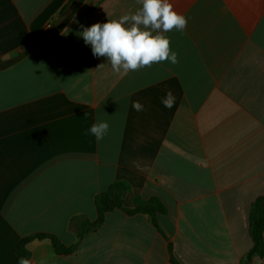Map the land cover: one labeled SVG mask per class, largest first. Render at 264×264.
I'll return each mask as SVG.
<instances>
[{"label": "crops", "instance_id": "crops-1", "mask_svg": "<svg viewBox=\"0 0 264 264\" xmlns=\"http://www.w3.org/2000/svg\"><path fill=\"white\" fill-rule=\"evenodd\" d=\"M69 2L0 0V264H17V245L36 235L73 249L34 239L31 264H264L248 259L264 197V0H169L187 19L163 33L178 63L127 75L81 33L135 13L137 0H83L34 48ZM98 121L110 125L99 141L89 133ZM117 182L129 187L126 211L79 239ZM137 200L166 211L155 222L128 213Z\"/></svg>", "mask_w": 264, "mask_h": 264}, {"label": "clouds", "instance_id": "clouds-1", "mask_svg": "<svg viewBox=\"0 0 264 264\" xmlns=\"http://www.w3.org/2000/svg\"><path fill=\"white\" fill-rule=\"evenodd\" d=\"M137 3L142 7L135 13L94 23L81 33L85 44L91 45L93 56L106 57L116 74L127 75L163 61L178 63V54L171 50V41L163 33L173 29L184 31L186 17L174 11L169 0H137ZM174 102L171 92L162 100L169 109ZM133 108L142 111L144 106L135 101ZM109 127L107 121H98L91 125L89 133L99 141L108 134ZM18 264H31V261L21 257Z\"/></svg>", "mask_w": 264, "mask_h": 264}, {"label": "trees", "instance_id": "trees-1", "mask_svg": "<svg viewBox=\"0 0 264 264\" xmlns=\"http://www.w3.org/2000/svg\"><path fill=\"white\" fill-rule=\"evenodd\" d=\"M83 0H70L69 4L63 10L62 15L70 13L67 22L63 27L57 28L54 24L50 26L47 30L42 32V34L38 37L37 42L34 48L40 47L54 39L57 35H59L64 27L67 25L73 14L76 12L80 4ZM73 7V8H72ZM22 56H19L16 59L11 60L5 66H11L17 61H19ZM129 187L127 184L122 182H117L113 184L108 191L98 195L95 199V205L98 211V218L93 223H85L82 222L78 226V236L79 239H82L86 234L90 232H95L100 229L105 221V216L108 212L113 211L115 209H123V199L125 195L128 193ZM126 211V210H125ZM166 211L165 207L159 203L158 201H149L144 202L141 200L136 201V209L128 211V213H147L154 219L156 213H164ZM251 235L254 241V247L251 253L249 254V261H251L252 257L264 256V240H263V232H264V197L258 199L254 204V208L252 210L251 218ZM34 239H49L52 241L56 251L60 254H67L72 251L73 248H65L60 241L51 235H36L33 237H28L22 239L16 247V255H17V264L21 257L27 258L30 260V252L27 250V244Z\"/></svg>", "mask_w": 264, "mask_h": 264}, {"label": "water", "instance_id": "water-1", "mask_svg": "<svg viewBox=\"0 0 264 264\" xmlns=\"http://www.w3.org/2000/svg\"><path fill=\"white\" fill-rule=\"evenodd\" d=\"M68 17H69V14H64L62 15L58 20H56L54 22V25L57 27V28H61L64 26V24L67 22L68 20Z\"/></svg>", "mask_w": 264, "mask_h": 264}]
</instances>
